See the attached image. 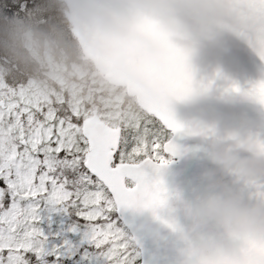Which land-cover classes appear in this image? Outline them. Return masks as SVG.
<instances>
[{"label": "water", "instance_id": "obj_1", "mask_svg": "<svg viewBox=\"0 0 264 264\" xmlns=\"http://www.w3.org/2000/svg\"><path fill=\"white\" fill-rule=\"evenodd\" d=\"M61 1L107 82L180 128L169 131L173 161L153 173L165 204L129 220L146 264H264V179L233 186L207 157L208 140L225 133L264 152V0ZM225 188L254 209L251 228L195 214Z\"/></svg>", "mask_w": 264, "mask_h": 264}, {"label": "snow or ice", "instance_id": "obj_2", "mask_svg": "<svg viewBox=\"0 0 264 264\" xmlns=\"http://www.w3.org/2000/svg\"><path fill=\"white\" fill-rule=\"evenodd\" d=\"M41 3L0 0V9L11 15ZM4 116L0 264H146L129 220L165 204L153 173L174 149L158 129L179 126L117 120L64 100L9 105L7 124Z\"/></svg>", "mask_w": 264, "mask_h": 264}, {"label": "trees", "instance_id": "obj_3", "mask_svg": "<svg viewBox=\"0 0 264 264\" xmlns=\"http://www.w3.org/2000/svg\"><path fill=\"white\" fill-rule=\"evenodd\" d=\"M15 2L16 0H12V3ZM37 9L40 13L35 10L25 12L21 5L20 13L13 12L11 15L0 9V36L7 35L12 30L14 22L18 23L17 30L20 31V34L15 33L16 39H9L8 36L5 38L7 40H4L7 43L0 45V61L3 60L5 68L15 74L14 77L20 78V83L32 79L37 83L51 82L52 78L59 75L63 95L69 92V87H78L85 96L90 95L92 92L90 72L81 71L87 67L93 72L97 71L92 60L83 57L76 39L72 36L64 4L59 0H42L41 6ZM26 16H31L32 19ZM23 21H31V26L24 28L19 25ZM4 44L9 46L4 48ZM46 54L48 60L53 63L51 68L48 66ZM56 63L60 65V71L59 67L52 71ZM52 82L54 84L56 81ZM129 101L128 111L133 117L131 122L154 120L140 111L133 99ZM158 134L161 139L168 136L165 130L158 129Z\"/></svg>", "mask_w": 264, "mask_h": 264}, {"label": "clouds", "instance_id": "obj_4", "mask_svg": "<svg viewBox=\"0 0 264 264\" xmlns=\"http://www.w3.org/2000/svg\"><path fill=\"white\" fill-rule=\"evenodd\" d=\"M207 157L222 176L231 178L233 186L264 179V152L257 150L242 133H225L222 138L209 139ZM195 214L233 233L251 228L255 222L254 209L234 198L228 188L210 197Z\"/></svg>", "mask_w": 264, "mask_h": 264}, {"label": "rangeland", "instance_id": "obj_5", "mask_svg": "<svg viewBox=\"0 0 264 264\" xmlns=\"http://www.w3.org/2000/svg\"><path fill=\"white\" fill-rule=\"evenodd\" d=\"M35 11H39L35 9ZM33 12V11H32ZM40 13V12H38ZM26 18L32 19V17L26 16ZM19 25L26 28L27 26H31V21L29 22H21ZM36 25V23H35ZM18 23L14 22L12 30L5 36H0L4 39H0V45L5 43L7 40L6 37L9 36V39H16L15 33L20 34V31L17 30ZM7 43V42H6ZM33 44V43H32ZM9 44H4L3 47L7 48ZM46 54V58H47ZM53 60V59H52ZM48 66L51 68L53 65L52 61H49L47 58ZM60 65L55 64L52 71ZM90 72V77L92 79L91 89L92 92L90 95L85 96V93L79 91L78 87H69V92L66 95L61 93L60 90V80L57 78H52L53 82H43L37 83L32 80H24V82L20 83L21 80L19 77H14L10 70L6 69L4 66L3 60L0 61V110H4V122L7 124V107L9 105H22L30 100H47L55 102L57 100L70 101L76 104H79L83 108L92 110L94 112L106 115L113 119L117 120H127L131 122L133 117L131 116L129 99L126 97L123 89H115L108 86L104 80V78L97 72L91 71L89 67L85 70V68L81 71ZM49 72V71H46ZM56 84V85H55ZM14 100V101H13ZM162 138V137H161ZM166 140L168 139L165 137ZM10 142L9 131L7 128L0 129V143L4 146ZM164 158H168L164 155Z\"/></svg>", "mask_w": 264, "mask_h": 264}]
</instances>
